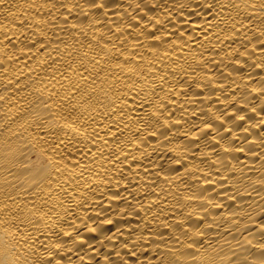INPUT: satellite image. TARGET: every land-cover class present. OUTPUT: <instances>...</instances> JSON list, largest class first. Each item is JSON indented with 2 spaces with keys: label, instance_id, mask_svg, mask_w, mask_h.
Segmentation results:
<instances>
[{
  "label": "bare ground",
  "instance_id": "bare-ground-1",
  "mask_svg": "<svg viewBox=\"0 0 264 264\" xmlns=\"http://www.w3.org/2000/svg\"><path fill=\"white\" fill-rule=\"evenodd\" d=\"M0 264H264V0H0Z\"/></svg>",
  "mask_w": 264,
  "mask_h": 264
}]
</instances>
